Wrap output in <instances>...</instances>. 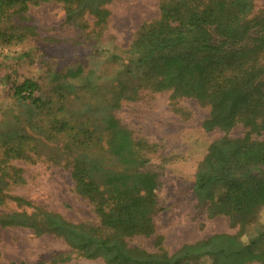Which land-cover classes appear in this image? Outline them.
<instances>
[{
  "label": "rangeland",
  "instance_id": "obj_1",
  "mask_svg": "<svg viewBox=\"0 0 264 264\" xmlns=\"http://www.w3.org/2000/svg\"><path fill=\"white\" fill-rule=\"evenodd\" d=\"M164 1L108 0L103 5L108 15L99 24L86 13L67 19L58 2H29L23 19L13 14L0 22V32L14 37L0 38V185L6 195L21 197L70 223L99 227L94 203L76 191L71 171L74 159L82 154L102 170L122 169L107 151L103 129V118L112 113L131 134L135 157L146 159L138 170L155 174L157 181L154 235L129 236V246L155 251L157 235L162 250L171 254L184 244L242 230L243 239L256 240L255 250L261 252L264 209L257 219L240 225L231 216H210L208 203L193 190L198 164L210 143L223 136L242 137L246 129L238 123L227 131L204 130L207 106L191 97L173 96L171 90L143 87L139 80L143 66L127 62L126 49L136 32L157 19ZM246 1V17H264V0ZM255 29L264 32V21ZM259 58L264 64V52ZM76 68L82 73L65 79L73 85L70 92L53 89L54 81L63 80L55 75ZM88 73L91 85L82 79ZM25 79L38 83L40 95L51 101L47 109L33 110L13 96L14 86ZM121 83L128 89L120 93ZM61 123L65 127L60 129ZM252 137L263 139L264 133ZM246 168L264 177L263 163ZM31 210L8 197L0 204V214ZM106 234L103 227L97 231L99 236ZM80 254L52 233L36 235L28 227L0 226V264H106ZM63 258L69 260L60 262Z\"/></svg>",
  "mask_w": 264,
  "mask_h": 264
},
{
  "label": "trees",
  "instance_id": "obj_2",
  "mask_svg": "<svg viewBox=\"0 0 264 264\" xmlns=\"http://www.w3.org/2000/svg\"><path fill=\"white\" fill-rule=\"evenodd\" d=\"M49 1L61 3L69 20L86 13L99 24L108 15L103 7L108 0H0V22L13 14L23 19L29 2L37 5ZM248 4L246 0H166L159 5L157 19L142 24L126 49L127 62L143 66L139 78L143 87L171 90L173 96L191 97L207 106L204 130L227 131L238 123L246 129L242 137L223 136L210 143L193 185L197 198L208 203L210 216H231L240 225L257 219L264 209V177L246 168L264 164V138L252 137L264 133V64L259 62L264 52V32L255 29L264 17H246ZM254 32L256 37L251 36ZM0 38L10 41L14 37L0 32ZM79 73L81 69L76 68L55 75L63 80L54 81L53 89L59 94L70 92L73 85L65 79ZM82 77L91 85L89 73ZM127 89L128 85L121 83L119 92ZM13 96L33 110L47 109L51 103L40 95V87L32 79L14 86ZM102 122L108 136L107 151L122 169L102 170L82 154L74 159L71 171L76 191L94 203L100 226L70 223L21 197L6 195L1 185L0 204L8 197L32 210L2 213L0 226L28 227L36 235L52 233L84 258H101L106 264H264V250L257 252L256 240H244L242 230L184 244L171 254L162 250L157 235L155 251L129 246V236L154 235L156 176L138 170L146 159L135 157L131 134L113 114L108 113ZM63 127L65 123L59 126ZM238 168L241 173L234 174ZM100 227L107 229L106 235H97ZM259 237H264V232Z\"/></svg>",
  "mask_w": 264,
  "mask_h": 264
}]
</instances>
